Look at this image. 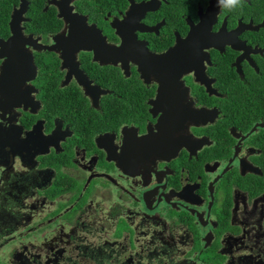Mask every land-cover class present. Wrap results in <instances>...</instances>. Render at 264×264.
Listing matches in <instances>:
<instances>
[{
  "label": "flooded vegetation",
  "instance_id": "obj_1",
  "mask_svg": "<svg viewBox=\"0 0 264 264\" xmlns=\"http://www.w3.org/2000/svg\"><path fill=\"white\" fill-rule=\"evenodd\" d=\"M0 264H264V0H0Z\"/></svg>",
  "mask_w": 264,
  "mask_h": 264
},
{
  "label": "clouds",
  "instance_id": "obj_2",
  "mask_svg": "<svg viewBox=\"0 0 264 264\" xmlns=\"http://www.w3.org/2000/svg\"><path fill=\"white\" fill-rule=\"evenodd\" d=\"M241 0H227V3L230 5V6H233L235 7L236 5L240 4Z\"/></svg>",
  "mask_w": 264,
  "mask_h": 264
}]
</instances>
